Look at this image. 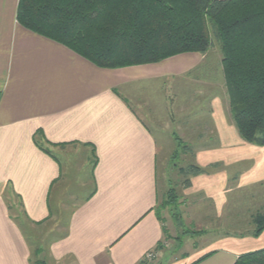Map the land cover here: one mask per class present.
I'll return each mask as SVG.
<instances>
[{
    "label": "crops",
    "instance_id": "1",
    "mask_svg": "<svg viewBox=\"0 0 264 264\" xmlns=\"http://www.w3.org/2000/svg\"><path fill=\"white\" fill-rule=\"evenodd\" d=\"M17 3L0 0V264H153L144 257L164 241L155 211L162 144L146 122L145 99L195 71L209 85L192 96L207 119L185 143L191 164L205 172L190 176L184 193L203 197L220 216L232 191H262L264 145L239 136L217 52L100 68L21 26ZM70 186L87 192L75 197ZM261 248L264 229L221 234L164 264H233Z\"/></svg>",
    "mask_w": 264,
    "mask_h": 264
},
{
    "label": "trees",
    "instance_id": "2",
    "mask_svg": "<svg viewBox=\"0 0 264 264\" xmlns=\"http://www.w3.org/2000/svg\"><path fill=\"white\" fill-rule=\"evenodd\" d=\"M16 21L100 68L157 63L217 45L230 118L242 140L264 145V0H18ZM204 172L190 164L184 174ZM252 224L256 236L264 213ZM233 264H264V248Z\"/></svg>",
    "mask_w": 264,
    "mask_h": 264
},
{
    "label": "rangeland",
    "instance_id": "3",
    "mask_svg": "<svg viewBox=\"0 0 264 264\" xmlns=\"http://www.w3.org/2000/svg\"><path fill=\"white\" fill-rule=\"evenodd\" d=\"M213 52L221 57L217 45L211 48L210 53ZM216 64L219 63L213 60V65ZM196 73L197 71L193 75L188 73L178 79L165 80L158 86L160 93L149 94L145 99L150 110L149 118H145L146 122L162 144L156 161L158 201L155 211L164 227V241L153 250L156 255L150 260L153 264H158L159 261L164 264L187 254L194 247L205 245L221 234H248L253 228L254 216L264 213L263 205L258 208L264 202V188L256 194L255 191H232L229 195L230 204L220 216L216 215L203 197L187 196L184 193V181L190 178L184 171L191 164L192 155L184 152L181 145H186L197 133L202 132L207 119L205 108L200 106V101L193 100L192 96L207 92L205 89L209 85L205 84V79L200 75L199 79H195ZM217 78L214 73L212 93H218ZM220 78L222 83L219 85L223 84L225 104L230 113L222 67ZM68 190H75V197H83L87 192V188L72 186ZM36 233L33 234V248L39 243L40 234Z\"/></svg>",
    "mask_w": 264,
    "mask_h": 264
},
{
    "label": "built area",
    "instance_id": "4",
    "mask_svg": "<svg viewBox=\"0 0 264 264\" xmlns=\"http://www.w3.org/2000/svg\"><path fill=\"white\" fill-rule=\"evenodd\" d=\"M155 253L153 251H148L144 257V260H153L155 258Z\"/></svg>",
    "mask_w": 264,
    "mask_h": 264
}]
</instances>
